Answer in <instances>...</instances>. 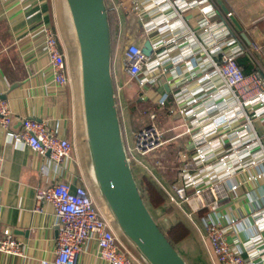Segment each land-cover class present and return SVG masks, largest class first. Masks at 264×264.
Here are the masks:
<instances>
[{
	"label": "crops",
	"instance_id": "1",
	"mask_svg": "<svg viewBox=\"0 0 264 264\" xmlns=\"http://www.w3.org/2000/svg\"><path fill=\"white\" fill-rule=\"evenodd\" d=\"M221 1L231 16H226L214 0H202V4L213 5L216 14L212 20L224 24L226 37L230 39L231 44L248 50L241 53L250 59L251 66L248 72L260 69L264 74V0ZM113 2L117 5L123 3L122 6L119 5L116 13L112 5L105 0V6L114 14L112 21L114 36L109 40L113 87L118 90V95L124 91V97L132 107L136 103L150 101L157 107L155 110L157 117L159 110L166 114L168 107L176 108L177 98L180 96L177 93L181 94L185 87L196 88V79L187 76L189 66L182 61L175 65L168 64L166 70L156 79H152L148 70H145L142 74L146 79L143 88L150 97L141 101L134 96L137 90L136 82L128 78L123 71L120 52L122 42L123 47L130 41H137L143 45V42L149 39L157 46V55L167 53L174 59H177L181 52L191 51L186 58L197 66L195 68L197 75L200 74L199 65H204L207 71L211 70L210 60L204 51L196 49L193 38L186 40L180 37L176 43L171 42L159 47V35L151 31L154 27L150 24L153 20L160 19L161 13L158 8L145 10L149 4L148 0ZM199 3L200 0H191L190 7L182 11V18L186 24L184 26L195 33L202 23V15L197 7ZM134 5L136 9H133ZM43 25H50L56 31L60 50L65 54L70 82L64 89L55 90L53 87L52 69L47 62L42 43ZM159 25L158 30L162 24ZM180 25L178 22L175 23L177 28H180ZM117 60H120L121 64L122 85H119L116 78ZM209 81L215 85L221 83L220 77L214 74H211ZM164 94L168 97L165 105L161 107L157 101ZM0 96V100L7 103L16 117L42 121L50 131L58 136H64L71 142L69 156L59 164H54L48 155L32 152L23 141L10 137L9 133L21 129L18 119L13 121L8 131L0 127V233L4 228H10L16 239L21 241L22 249L21 254L17 256L0 252V264H43L42 261H45V264H53L57 234L56 215L51 205L37 203L34 196L36 187L46 188L59 181L68 183L70 189L77 185L83 186L91 193L97 208L117 228L114 215L103 198L94 173L93 155L84 117L79 43L67 0H0ZM158 122L170 139L151 154L141 156L136 153L147 169L134 161H131L130 165L137 171L138 177L147 173L158 189L166 194L165 203L152 210L153 216L159 218L161 227L166 228L180 214L176 205L168 198L167 192L174 194L172 187L181 185L177 170L179 163L177 151L178 148L182 151L178 140L184 135L175 137L178 132H182V121L178 116L170 119L166 114L160 117ZM120 126L123 145L133 147V129L127 125L123 116ZM258 172L263 174L261 181L247 180L248 176ZM240 179L247 180L246 186L231 194L230 199L222 204L218 212L226 219L236 221L228 228L227 236L232 243L238 242L240 247L245 248L242 255H251L256 261H261L264 260V227L256 221V215L252 212L257 207L264 206V159H261L257 166L243 171L235 178L236 181ZM185 203L191 210L183 207L184 203L181 205L183 209L190 214L194 212L199 214L201 224L198 226L203 233L202 218L205 212L198 211L193 198ZM169 205L173 209L165 212L164 208ZM185 217L189 220L186 215ZM190 223L187 225L191 234L178 242V245L185 243L188 238L191 239L194 254L197 255L195 263L211 264L199 232ZM118 233L123 244L132 251L139 262L147 264L139 250L121 232ZM248 234H253L257 238L253 244L248 242ZM189 256L192 259L191 254ZM78 260L81 264H108L99 258L94 238L82 246Z\"/></svg>",
	"mask_w": 264,
	"mask_h": 264
},
{
	"label": "built area",
	"instance_id": "2",
	"mask_svg": "<svg viewBox=\"0 0 264 264\" xmlns=\"http://www.w3.org/2000/svg\"><path fill=\"white\" fill-rule=\"evenodd\" d=\"M24 1V0H20ZM117 13L119 5L107 0ZM141 8V3L138 1ZM149 8H158L161 18L148 25L151 31L159 35V47L171 42H178L180 37L193 38L196 49L204 51L210 60L211 70L199 65L197 75L195 64L186 58L190 52H181L177 59L167 53L157 55V46L152 45V53H142V45L130 41L122 53L124 74L136 82V97L144 101L146 94L143 72L148 70L152 79L158 78L166 65L183 62L189 66L187 76L196 79V88H187L177 93L176 108L168 107L166 114L172 119L178 116L182 121V132L175 137L186 136L185 150L178 148L177 165L181 185H174V194L168 196L177 208L186 215L200 234L211 264H264V260L243 256L245 248L238 242H231L227 230L235 220L226 219L218 210L230 199L231 194L245 187L247 180L261 181L262 173H253L248 179L235 178L243 171L259 164L264 159V74L256 69L244 74L236 62L238 54L247 52L246 48L231 44L226 37V28L220 21H213L216 12L213 5L197 6L202 15V23L197 33L185 24L182 11L190 7L191 0H148ZM136 5L133 9H136ZM226 16H231L230 12ZM182 22L180 28L175 23ZM162 24L160 30L159 24ZM178 25V24H177ZM150 31V29H148ZM160 33V34H159ZM42 43L47 62L52 69L53 87L64 89L70 80L65 54L60 50L56 31L50 25H43ZM151 41V40H150ZM209 49V50H208ZM165 52V50L163 51ZM172 72H174L172 70ZM211 74L219 76L221 83L215 85L209 80ZM149 79V78H148ZM142 88V90L140 89ZM184 88V87H183ZM182 88V89H183ZM198 89L197 91H195ZM117 114L121 121L122 106L118 90L114 89ZM168 96L164 94L157 102L163 107ZM150 123L133 132V147L124 146L127 160L147 167L138 159L137 154L146 156L160 148L168 138L160 127L155 111H148ZM18 119L21 129L9 133L10 137L23 141L29 149L41 155H48L54 164H59L69 156L71 142L64 136H58L37 119L18 118L4 100H0V127L9 130L13 121ZM38 204L52 206L57 220L53 264H81L78 255L82 246L94 238L98 247V256L108 264H141L136 256L122 242L121 232L97 208L91 193L83 186L70 189L68 183L59 181L46 188L34 189ZM195 199L198 211H204L202 218L204 232L193 221L189 212L181 207L188 199ZM256 221L264 227V206L252 212ZM214 216H213V215ZM257 238L247 235V240L254 243ZM258 250L259 247L257 248ZM0 252L17 256L22 252L21 241L16 239L10 228L0 233ZM45 264V261H42Z\"/></svg>",
	"mask_w": 264,
	"mask_h": 264
},
{
	"label": "water",
	"instance_id": "3",
	"mask_svg": "<svg viewBox=\"0 0 264 264\" xmlns=\"http://www.w3.org/2000/svg\"><path fill=\"white\" fill-rule=\"evenodd\" d=\"M214 1L224 13L228 12L223 1ZM67 2L79 43L86 132L100 191L114 215L117 228L139 250L147 264H187L143 203L124 152L111 78L105 4L103 0ZM152 50L151 41L146 39L142 53L149 55Z\"/></svg>",
	"mask_w": 264,
	"mask_h": 264
},
{
	"label": "trees",
	"instance_id": "4",
	"mask_svg": "<svg viewBox=\"0 0 264 264\" xmlns=\"http://www.w3.org/2000/svg\"><path fill=\"white\" fill-rule=\"evenodd\" d=\"M104 4L106 5L105 0H104ZM105 7H106L107 22L109 23V28H110L109 29L110 38H113L114 34H113V22L112 21L114 19V14L108 9L107 6ZM236 62L240 65L244 74L250 73L248 72V70H249V67L251 66L250 65L251 63H250V59L247 56L238 54L236 58ZM130 170L133 174L136 188L137 190H139L140 196L146 208L153 210L155 208H159L163 203H165V201L167 200L166 194H164L160 189H158L154 181L151 179V177L147 173L142 174L140 177H138L136 174H134V171H132L131 165H130ZM172 209L173 208L169 205L164 208V211L170 212ZM176 209L180 214L176 216L175 217L176 219L174 221H171L166 226V228L161 227L159 218L153 216L157 226L160 228L165 238H167V240L170 242L171 245H173L174 243L177 244L178 242L182 241L183 239H185V237L191 234L190 227L187 225L186 222L183 221L184 219L180 216V215H183V217L186 218L185 215L181 212L179 208L176 207ZM199 212H203V211H199ZM188 222L190 223L189 220ZM173 247L175 248V245H173Z\"/></svg>",
	"mask_w": 264,
	"mask_h": 264
},
{
	"label": "rangeland",
	"instance_id": "5",
	"mask_svg": "<svg viewBox=\"0 0 264 264\" xmlns=\"http://www.w3.org/2000/svg\"><path fill=\"white\" fill-rule=\"evenodd\" d=\"M122 48H124L123 42L120 46V49H121L120 52L121 53H123ZM120 65H121L120 60H117V62L115 63L116 78H118L119 85H122V79L120 78V67H121ZM134 96L136 97V95H134ZM118 97H120V103L122 106V116L124 117L127 125L133 129L132 130L133 132L145 127V125H147L151 122L149 115H148V111H150V110L155 111L157 109L155 104H153L150 101H144L143 103H136L132 107V105L129 104V101L126 99V97H124V91H121L120 94L118 95ZM136 98L138 99V97H136ZM158 115H159V117L157 118L156 121H158V119H160V117L166 116V114H164L163 110H159ZM186 139H187V137L184 136L183 138L178 140V143H179L182 151L185 150ZM132 171H134V174L137 175V171L133 167H132ZM183 207H186L187 210H191V208L188 207V205L186 206L185 202L183 204ZM149 211H152V210L149 209ZM151 214H152V212H151ZM191 216H192L193 221L197 225L201 224L199 214H196L194 212V214L192 213ZM181 217L184 219L183 220L184 222H186V223L188 222V220L186 218H184L183 215H181ZM173 245H175L177 252L180 254V256H182V258L184 259V261L187 264H196L195 261L197 260V255L194 254L195 250H194V245H192V243H191V239L188 238L185 241V243H183L181 245H178V243L177 244L174 243ZM190 254L192 256V259L189 258Z\"/></svg>",
	"mask_w": 264,
	"mask_h": 264
}]
</instances>
